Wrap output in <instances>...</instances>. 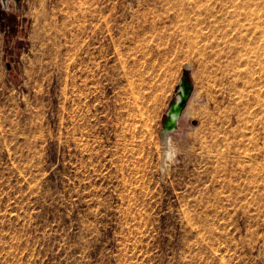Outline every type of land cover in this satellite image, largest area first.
Here are the masks:
<instances>
[{"label": "rangeland", "instance_id": "rangeland-1", "mask_svg": "<svg viewBox=\"0 0 264 264\" xmlns=\"http://www.w3.org/2000/svg\"><path fill=\"white\" fill-rule=\"evenodd\" d=\"M17 7L0 0V264H264V0Z\"/></svg>", "mask_w": 264, "mask_h": 264}, {"label": "bare ground", "instance_id": "bare-ground-1", "mask_svg": "<svg viewBox=\"0 0 264 264\" xmlns=\"http://www.w3.org/2000/svg\"><path fill=\"white\" fill-rule=\"evenodd\" d=\"M182 84L183 85L178 90L174 100L170 102V105H169V108H168V114H167L166 120H165V122L163 124L165 127L163 126V133H162L163 135L162 136H163L164 144H165L166 147L164 145L163 146L165 148L168 147V149L171 147L170 141L172 140V138H171L172 132L176 130L177 125L182 120L181 118L187 115L186 105L184 107L181 106L182 100L185 99V97H186L185 82L182 83ZM167 153L168 152H166L164 154L167 155Z\"/></svg>", "mask_w": 264, "mask_h": 264}, {"label": "water", "instance_id": "water-1", "mask_svg": "<svg viewBox=\"0 0 264 264\" xmlns=\"http://www.w3.org/2000/svg\"><path fill=\"white\" fill-rule=\"evenodd\" d=\"M15 1L18 4V7L17 8L19 9V3L21 2V0H15ZM185 88H186V97L181 102V106L182 107H184L186 105V103H187V101H188V99L190 97L191 91H192V86L189 83H185Z\"/></svg>", "mask_w": 264, "mask_h": 264}]
</instances>
